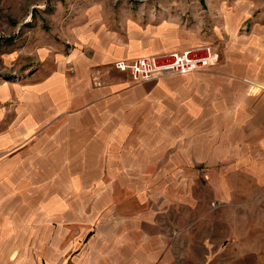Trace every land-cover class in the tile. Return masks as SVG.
Wrapping results in <instances>:
<instances>
[{"label":"crops","instance_id":"obj_1","mask_svg":"<svg viewBox=\"0 0 264 264\" xmlns=\"http://www.w3.org/2000/svg\"><path fill=\"white\" fill-rule=\"evenodd\" d=\"M250 31L235 42L215 35L212 48L218 58L202 71L141 83L114 68L120 55L85 39L74 41L65 57L43 58L31 72L34 81L23 90L15 119L0 137L2 171L18 183L11 192L28 185L41 194H95L96 206L81 202L74 209L108 211L102 216L114 225L122 217L115 195L138 200L151 195L145 209L131 219L133 238L121 239L131 241V248L82 251L80 264H170V256L208 258V264H264V27ZM194 33L199 31L183 29L180 34ZM219 43L224 49H217ZM142 50L143 55L159 51L151 45ZM195 129L212 133L203 142L185 139ZM201 145L207 148H186ZM206 159L227 165L208 174L227 179L225 204L231 206L227 198L236 193L254 194L256 200L235 204L241 212L226 219L228 232L218 243L209 233L206 248L185 250L183 234L174 237L169 217L164 230L158 211L183 213L179 193H184L185 165ZM9 161L15 162L10 173ZM243 210L252 211L251 216ZM174 238L184 248L175 254L170 247Z\"/></svg>","mask_w":264,"mask_h":264},{"label":"rangeland","instance_id":"obj_2","mask_svg":"<svg viewBox=\"0 0 264 264\" xmlns=\"http://www.w3.org/2000/svg\"><path fill=\"white\" fill-rule=\"evenodd\" d=\"M257 26L264 27V0H0V137L15 119L23 90L34 81L31 72L43 64L45 57L67 56L74 41L85 39L91 45H104L120 59H131L147 56L140 54L145 45L159 50L153 54H160L198 45L212 47L218 34L226 35L232 42L244 40ZM183 29L199 33L187 37L180 34ZM193 38V44L179 48L180 43ZM223 46L219 43L217 49H224ZM3 110L5 113L1 114ZM170 132L174 135L177 130ZM209 133L212 131L189 130L185 139L203 142ZM201 147L207 148H186L194 152ZM3 164L4 160H0V264H80L82 251L131 248V241L121 239L133 238L131 219L145 209L151 195H141L140 200L135 195H115L120 202L117 212L122 217L114 225L109 216H102L108 211L74 209L81 202L96 206L95 194H41L28 185L21 188L23 192H11L18 183L5 177ZM14 165V161H9L8 173ZM226 166L224 162L212 164L207 159L186 163L184 193H179L185 201L183 213L158 211L164 230V221L169 217L174 237L183 234L185 250L187 246L194 250L205 247L211 233L212 241L218 243L227 235L226 219L241 212L235 204L256 200L254 194L246 197L236 193L232 200L227 198L232 205L225 204L223 188L227 179H212L208 174L212 168L223 170ZM193 171L198 176L188 174ZM236 181L241 186V178ZM244 185L248 186L246 181ZM53 196L56 197L51 200ZM244 212L251 216L252 211ZM203 238L207 241H201ZM182 246L180 238L170 242L174 254L176 249H184ZM208 261L192 256L169 257L170 264Z\"/></svg>","mask_w":264,"mask_h":264},{"label":"built area","instance_id":"obj_3","mask_svg":"<svg viewBox=\"0 0 264 264\" xmlns=\"http://www.w3.org/2000/svg\"><path fill=\"white\" fill-rule=\"evenodd\" d=\"M217 58V52L210 45H198L168 53L118 59L113 65L125 72L133 83H141L164 75L202 71Z\"/></svg>","mask_w":264,"mask_h":264}]
</instances>
